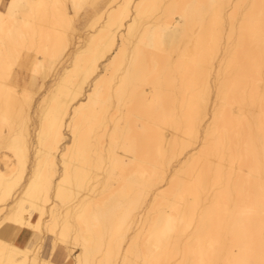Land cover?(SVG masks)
<instances>
[{
    "label": "snow or ice",
    "instance_id": "snow-or-ice-1",
    "mask_svg": "<svg viewBox=\"0 0 264 264\" xmlns=\"http://www.w3.org/2000/svg\"><path fill=\"white\" fill-rule=\"evenodd\" d=\"M94 7L85 0H6L0 11V155L15 162L0 186V264H264V0L259 5L137 4L123 43L109 34L100 48L97 38L109 30L111 17L97 15L74 63L56 75V62L73 44L84 10ZM119 7L121 19L131 18L130 5ZM52 19L57 21L55 43L48 34ZM209 28L214 39L206 52L199 45L195 50L176 46L173 33L202 35ZM101 56L111 61L107 69L98 67ZM121 56L120 76L106 88L108 71ZM84 57H91L87 73L80 71ZM181 65H187L185 82L194 93V109L190 115L170 109L160 88V101L147 122L155 144H170L166 137L180 127L184 136L176 141V151L192 143L195 150L185 152L188 159L170 173L171 182L157 185L156 200L129 206V216L147 213L143 229L115 233L105 225L93 246L79 226L57 214V205L77 200L98 170L111 182L144 143L143 116L135 122L108 118L117 100L123 105L124 82L143 70L162 84ZM93 80L95 88L89 86ZM93 109V119L86 120ZM229 116L246 122L243 139L227 128L222 134L220 125ZM196 161L203 169L196 168L193 179L209 189V199L200 200L194 213L187 196L160 204L165 185L183 182L185 169ZM242 203L248 205L245 217L239 213ZM177 206L188 224L183 231L174 226ZM154 216L167 226L153 223ZM25 229L32 230L30 240L21 238Z\"/></svg>",
    "mask_w": 264,
    "mask_h": 264
},
{
    "label": "bare ground",
    "instance_id": "bare-ground-1",
    "mask_svg": "<svg viewBox=\"0 0 264 264\" xmlns=\"http://www.w3.org/2000/svg\"><path fill=\"white\" fill-rule=\"evenodd\" d=\"M1 1V0H0ZM26 3H56L58 0H23ZM158 2L167 3H215V4H236V3H248L259 5L260 0H102L103 12L111 17V26H108V21H105V25L109 27L108 31H105L101 36L97 38L96 47L103 46L104 41L112 35L113 39L117 43H123L122 37L128 32L132 26V22L135 20V6L137 4L150 5ZM130 5L129 12L131 18L124 17L121 19L120 5ZM108 5H113L114 8L109 9ZM2 11V10H0ZM145 13L150 14L151 9L145 8L142 10ZM198 12L199 10H193ZM258 11V9H257ZM103 14V13H102ZM56 23L55 19L49 21L48 34L51 36L53 43L56 40ZM119 23V28L113 27ZM171 23V21H169ZM93 28V23H91ZM93 34L92 31L88 33V36L84 39V43L87 42L89 37ZM120 37L121 39H116ZM177 47L190 48L195 50L197 45L201 52H206L213 43V30L209 28L204 34H184L173 33ZM74 43V42H73ZM76 42L73 46L72 61L74 63L75 56L77 54L78 45ZM135 47V45H133ZM120 51L119 48L116 49ZM91 57H84L81 61L80 71L87 73L89 69ZM108 61L104 56H101L98 67L107 69ZM125 63V57L121 56L113 64L110 71H108V81L106 88L110 85L111 80L120 76L121 66ZM187 65H181L177 68V75L171 80L165 79L163 83L157 79L156 76L140 71L139 74L134 72L127 81L124 82V87L127 91V96L123 99V105H120V101L117 100V107L112 109L110 120L127 122L129 117L134 118L139 115L145 118L143 127L144 143L140 150L129 160L126 165H120L115 176L111 177L105 171L98 170L96 174L91 178L88 187L83 190V194L79 196L77 200L69 198L67 203L62 202L57 205V214L63 218L69 220L73 226H79L81 230L86 234L90 242H99L102 238L103 228L108 225L115 233H119L121 230L127 231L131 229H143L145 223L148 221L146 212H137L128 215V208L135 201L143 199L145 202L156 200V191L158 184H164L165 179L171 182V174H175V170L184 164V161L188 159L185 152L191 154L195 150V143L187 145V148L177 152L175 149V143L179 139L183 141L184 131L178 127L174 136L166 137L167 141L171 143H165L162 146L152 142V125L147 122L148 117L153 113L156 106L160 101V93L158 89H163V96L165 104L171 109L179 107L180 109L191 114V110L195 107V97L190 86L185 82V69ZM67 69V68H65ZM103 75V73H101ZM90 87L95 88V81H91ZM152 90L156 93L152 98H148L147 91ZM103 93L101 94V101L103 100ZM211 103L215 105V96L211 98ZM4 107L3 101H0V110ZM103 107V105H101ZM35 114L33 113V116ZM95 115V109L86 114V120L91 121ZM206 127V126H205ZM221 132L227 128V131L235 136L243 139L247 134V125L243 120L233 121L230 116L226 118V121L220 125ZM121 150L125 149V145H121ZM100 149L103 151V142L100 144ZM3 163V167H0V186L7 183L5 177L11 175V172L15 169V162L9 157L5 162L3 156L0 160ZM61 166L63 161H60ZM31 166V161L29 162ZM196 168L203 169V165L199 161L194 162L190 167L185 169L186 179L183 182H177L175 185H165L168 189L163 192L160 197V204L167 206L170 201L174 200L177 195L190 197L191 210L194 213L196 206L200 200L209 199V189H201L199 184L193 179V173ZM30 176L31 173L29 172ZM18 195L23 196V192H19ZM216 195V193H213ZM149 206H151L149 204ZM49 213L52 209H48ZM248 212V205L242 203L239 209V213L242 217H245ZM174 226L178 227L180 231H183L188 227L185 223V215L177 206V210L173 213ZM39 219L38 216L34 217V220ZM153 223H158L159 227L163 228L167 226V223H159L158 217H153ZM149 227L152 225L149 224ZM31 229H25L21 233V238L31 239ZM175 241V237H174ZM167 258V257H165Z\"/></svg>",
    "mask_w": 264,
    "mask_h": 264
},
{
    "label": "rangeland",
    "instance_id": "rangeland-1",
    "mask_svg": "<svg viewBox=\"0 0 264 264\" xmlns=\"http://www.w3.org/2000/svg\"><path fill=\"white\" fill-rule=\"evenodd\" d=\"M5 2L6 0L0 1V10H3V4ZM85 2L89 5H95L96 7L84 10L83 15L80 21L78 22L77 31L74 33L73 42H76L75 46H80L82 43H84V39L88 36V33L92 31L91 23H93V20H95L97 15H107L105 12H103L102 0H85ZM74 43L64 52V54L56 62V75L60 74L63 70H65V68H68L69 65H71ZM2 156L3 155H0V160ZM0 167H3V163L1 161Z\"/></svg>",
    "mask_w": 264,
    "mask_h": 264
}]
</instances>
